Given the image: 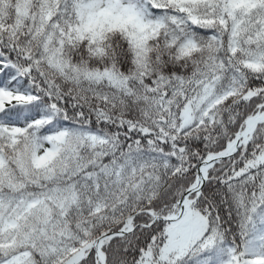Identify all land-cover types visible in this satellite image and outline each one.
<instances>
[{"label":"snow or ice","instance_id":"6c2138e0","mask_svg":"<svg viewBox=\"0 0 264 264\" xmlns=\"http://www.w3.org/2000/svg\"><path fill=\"white\" fill-rule=\"evenodd\" d=\"M0 264H264V0H0Z\"/></svg>","mask_w":264,"mask_h":264}]
</instances>
